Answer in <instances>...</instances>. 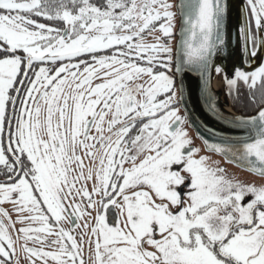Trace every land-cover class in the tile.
Segmentation results:
<instances>
[{"label":"snow or ice","instance_id":"snow-or-ice-1","mask_svg":"<svg viewBox=\"0 0 264 264\" xmlns=\"http://www.w3.org/2000/svg\"><path fill=\"white\" fill-rule=\"evenodd\" d=\"M239 10L233 34L228 0H0V264H264V186L173 107L184 69L259 92L255 135L204 144L264 178V0Z\"/></svg>","mask_w":264,"mask_h":264},{"label":"water","instance_id":"water-1","mask_svg":"<svg viewBox=\"0 0 264 264\" xmlns=\"http://www.w3.org/2000/svg\"><path fill=\"white\" fill-rule=\"evenodd\" d=\"M228 3L229 11L225 19L226 31L233 32L234 34V28L238 25L240 20L239 9L241 0H228ZM176 23L177 27H180L181 21L179 19H177ZM175 45L176 40L174 39L173 48H175ZM259 59L260 58H258L257 63ZM238 62V52L234 45L229 46L223 52L212 58V63L225 68L229 77H231L233 66L237 65ZM213 70L214 69H209L202 75L198 71H188L184 69L175 77L180 83L183 92L182 97L177 101L179 108L183 113V117H185L187 126L202 144L205 151L204 140H207L209 143L236 146L240 141L248 139L250 135H255L249 128L237 126L234 120L236 117L247 119L255 115L259 109L258 108L254 113L249 115L236 113L231 107L224 91L223 75L221 76V90L217 92L212 88ZM209 97L216 104V112L209 109L207 103ZM206 152L220 156L226 161L225 157L221 154L210 151ZM230 164L238 167L233 163Z\"/></svg>","mask_w":264,"mask_h":264},{"label":"flooded vegetation","instance_id":"flooded-vegetation-1","mask_svg":"<svg viewBox=\"0 0 264 264\" xmlns=\"http://www.w3.org/2000/svg\"><path fill=\"white\" fill-rule=\"evenodd\" d=\"M151 40V38H149ZM174 41V40H173ZM172 41V46L174 44V42ZM171 75V73H169ZM240 86H238V89H239ZM226 89V88H225ZM227 91V89H226ZM235 95V94H233ZM231 95L230 99L231 100H236V99H233ZM162 98V97H161ZM237 101V100H236ZM261 106V105H260ZM258 106L256 108V110L260 107ZM173 107L177 108L178 109V115H180L181 117H183V113L181 111V109L179 108V105L178 103L176 102ZM255 110V111H256ZM254 111V112H255ZM241 113V112H240ZM244 114H247V113H244ZM249 114V113H248ZM183 128L184 130L187 132L188 134V138L191 140V145L189 147L191 148H195V149H198V144L201 145V143L198 141V139L194 136L193 132L188 128L187 124H186V121L183 125ZM202 146V145H201ZM203 148V147H202ZM204 150V149H203ZM206 152V151H205ZM204 152V153H205ZM208 153V152H206ZM208 154H211V153H208ZM214 155V154H213ZM216 156V155H215ZM218 157V156H217ZM218 159V165H213V166H218L220 168H223L225 170V173L229 176V177H234L235 179L239 180V181H242V178H244L245 180V183H247V180H251V175H249V173L247 171L244 172V170L234 166V165H231L227 162H225L222 158H217ZM248 173V174H247ZM259 177V176H258ZM262 178V177H260ZM0 179H3V177H0ZM264 179V178H262ZM243 182V181H242ZM0 209H3L5 211H8L9 214L11 215L12 219L15 220L16 219V216L12 213V206L10 204H4L2 206H0ZM5 223L7 224V220H5ZM17 228L20 227L19 224L16 225ZM20 264H27V261L23 258V255L21 254L20 256Z\"/></svg>","mask_w":264,"mask_h":264},{"label":"trees","instance_id":"trees-1","mask_svg":"<svg viewBox=\"0 0 264 264\" xmlns=\"http://www.w3.org/2000/svg\"><path fill=\"white\" fill-rule=\"evenodd\" d=\"M238 86H240L238 92L232 96V98L236 99L237 101L231 100L230 95L227 94L233 109L238 113L240 112L247 114L253 113L256 110V108L261 105V97L259 92H257L255 102H253L250 99V94L248 89L244 87L243 84H239Z\"/></svg>","mask_w":264,"mask_h":264},{"label":"rangeland","instance_id":"rangeland-1","mask_svg":"<svg viewBox=\"0 0 264 264\" xmlns=\"http://www.w3.org/2000/svg\"><path fill=\"white\" fill-rule=\"evenodd\" d=\"M224 84V83H223ZM198 149H199V155L200 156H207V157H210V159H209V164H211V165H218V159L217 158H219V156L217 157V156H215V155H213V154H208V153H206L204 150H203V148H202V146L200 145V144H198ZM205 152V153H204ZM245 172V171H244ZM248 174V173H247ZM249 175H251V180H247V184H253V185H255V186H257V187H260V186H264V179H262V178H260V177H258V176H255V175H252V174H250L249 173ZM242 181L245 183V180H244V178H242Z\"/></svg>","mask_w":264,"mask_h":264},{"label":"bare ground","instance_id":"bare-ground-1","mask_svg":"<svg viewBox=\"0 0 264 264\" xmlns=\"http://www.w3.org/2000/svg\"><path fill=\"white\" fill-rule=\"evenodd\" d=\"M221 76L222 75H217L215 73V71L213 70V72H212V88L217 92H219L221 90V81H222Z\"/></svg>","mask_w":264,"mask_h":264}]
</instances>
